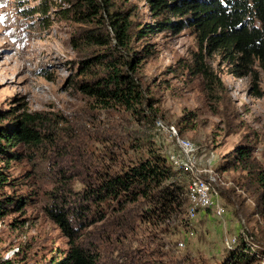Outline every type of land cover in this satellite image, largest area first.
Listing matches in <instances>:
<instances>
[{"label": "rangeland", "instance_id": "374dc122", "mask_svg": "<svg viewBox=\"0 0 264 264\" xmlns=\"http://www.w3.org/2000/svg\"><path fill=\"white\" fill-rule=\"evenodd\" d=\"M40 1L0 0L1 121L23 110L41 111L59 127L46 152L19 146L20 158L10 161L0 153V167L8 177L5 193L27 200L22 208L0 217V257L10 264H38L62 256L70 244L47 211L52 195L61 185L65 189L58 196L81 192L83 177L93 170L91 164L99 156L109 160L108 149L114 151V161L120 165L145 154L147 147L157 149L172 164L167 151L173 141L156 124L159 119L174 125L180 136L196 146L198 159L211 164L216 172L215 199L225 213L217 215L211 206L194 216L177 212L155 223L139 218L133 230H122L129 231L126 235L109 231L102 221L84 223L83 219L78 223L79 239L96 244L104 257L122 264H212L239 232L248 238L249 234L255 236L262 241L256 245L264 246V197L258 200L264 185L256 180L257 170L227 167L225 160L240 145H252L256 165L264 170V72L260 67L256 66L259 92H254L251 74L235 75L232 64L218 52L205 54V61L220 79V84L209 88L193 72L199 51L194 32L153 27L114 51L125 61L131 50H142L149 43L138 71L153 113L151 120H136L123 106L101 107L79 88L83 76L79 59L107 48L82 41L84 24L67 13L69 0H48L45 15L23 14L22 8ZM117 3L133 21L129 32L156 23L147 0ZM42 16L47 17L46 23ZM102 31L107 41L113 34L108 19ZM58 173L64 174V184H55ZM142 201L127 205L143 214ZM252 264H264V256Z\"/></svg>", "mask_w": 264, "mask_h": 264}, {"label": "trees", "instance_id": "16d2710c", "mask_svg": "<svg viewBox=\"0 0 264 264\" xmlns=\"http://www.w3.org/2000/svg\"><path fill=\"white\" fill-rule=\"evenodd\" d=\"M47 1L41 0L38 5L22 8L23 14L32 16L40 12L45 15L49 7ZM147 1L157 17L156 23H146L129 32L133 21L125 14V9L118 5V0H69L67 13L71 12L74 20L84 24L81 37L85 40L82 41L107 48L95 50L94 54L79 59L80 73L83 74L79 88L101 107L120 105L132 113L136 120H151V103L145 95L138 71L143 51H149V43H144L142 50H131V57L125 61H120L114 51L126 41L143 36L153 27L176 31L189 28L194 32L199 51L195 53L193 72L200 74L209 88L220 84V79L213 73L204 55L218 52L232 64L231 71L235 75L251 74L254 92H259L256 66L264 72V0ZM42 18L46 23L47 17ZM107 19L113 34L105 41L102 28L105 29ZM58 128V122L41 111L23 110L9 120L1 121L0 118V153L10 161L20 158L19 146L29 151L46 152L52 148ZM253 150L252 145H240L232 158L225 159L226 166H240L248 172L257 170L256 180L264 185V170L257 167ZM105 154L109 160L105 158L106 155L99 156L97 162L91 164L93 170L83 177L81 192L58 196V192L65 189L61 185L52 195V204L47 207V211L59 223L70 245L62 256L51 257L38 264H122L104 257L96 244L79 239L78 223L83 222V219L84 223L88 219L92 222L102 221L107 224L109 231H120V234L126 235L133 230L134 221L139 218L155 223L177 212L188 213L189 199L183 183L186 173L169 164L157 149L147 147L145 154L140 153L122 165L115 163L113 150L108 149ZM63 175L58 173L55 184H64L66 179ZM5 185H8V177L0 167V217L22 208L27 201L20 195L5 193ZM263 197L264 189L259 191L258 200L261 201ZM138 200L145 203L143 214H137L133 207L127 205ZM209 208L211 206L197 208L196 212ZM124 228L129 231L122 232ZM249 236L251 238L239 232L234 243L227 246L223 256L212 264L259 262L264 256V246L256 245V242L262 241L253 235ZM0 264H10V260L0 257Z\"/></svg>", "mask_w": 264, "mask_h": 264}, {"label": "built area", "instance_id": "2783aa9c", "mask_svg": "<svg viewBox=\"0 0 264 264\" xmlns=\"http://www.w3.org/2000/svg\"><path fill=\"white\" fill-rule=\"evenodd\" d=\"M156 124L163 127L173 141V147L167 151L171 165L186 173L188 215L194 216L197 208L207 206H213L215 213L222 215L225 209L215 199L218 193L214 185L216 172L211 164L198 159L196 146L190 139L180 136L174 125H165L160 119L156 121Z\"/></svg>", "mask_w": 264, "mask_h": 264}]
</instances>
